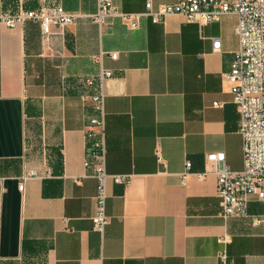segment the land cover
<instances>
[{"label":"crops","instance_id":"obj_1","mask_svg":"<svg viewBox=\"0 0 264 264\" xmlns=\"http://www.w3.org/2000/svg\"><path fill=\"white\" fill-rule=\"evenodd\" d=\"M148 1L113 4L139 14ZM151 1L157 9L180 0ZM0 3L10 16L58 6L78 15L48 40L39 22H0V264H220L225 236L234 264H264V225H254L264 201L252 196L245 216L225 217L216 175L182 182L187 161L204 170L211 154H224L232 171L244 166L224 79L240 46L236 14L204 25L142 16L133 29L120 18L98 24L99 0ZM102 69L112 71L103 83L107 171L131 176L108 186L103 234L93 223L98 181L85 168L96 115L85 79Z\"/></svg>","mask_w":264,"mask_h":264},{"label":"built area","instance_id":"obj_2","mask_svg":"<svg viewBox=\"0 0 264 264\" xmlns=\"http://www.w3.org/2000/svg\"><path fill=\"white\" fill-rule=\"evenodd\" d=\"M178 14L189 22L202 25L220 21L224 15L236 14L239 18L236 34L239 38V50L235 54L231 71L225 74V80L231 84L234 102L240 115V134L244 142V166L241 171H232L225 162L224 154L207 156L211 167L204 170H194L192 161L186 162V170L182 174V182L190 175H195L203 181L210 175L217 177V193L221 200L225 217L245 216L250 198L258 196L264 201V0H180L176 4L161 5L157 9L149 0L143 13L132 14L119 11L113 0H99V11L93 19L101 26L115 18L126 22L130 28H137L142 16L151 18L154 23H162L169 15ZM78 15L66 11L62 6L52 9L23 11L10 16L3 13L0 3V22L10 28H15L26 21L39 22L42 26L45 40L49 39L55 27L73 24ZM221 40L215 39L213 48L221 49ZM105 55L103 52L99 61ZM117 60V52L110 53ZM112 77V71L102 69L98 78L88 77L85 85L96 88L89 99L96 115L91 117L86 128L87 144L85 168L89 176L98 181L96 196L97 211L93 223L100 233H104L109 223L107 215L108 186L110 182L117 185H128L131 176L128 174H110L107 171V150L105 143V94L103 83ZM220 106L218 102L214 104ZM158 159L162 162L160 151ZM35 176L33 172L24 176V180ZM24 184L21 185L23 190ZM254 225H264V216L254 219ZM219 243L223 249L219 254L220 264H234L229 259L227 246L228 237H221Z\"/></svg>","mask_w":264,"mask_h":264}]
</instances>
